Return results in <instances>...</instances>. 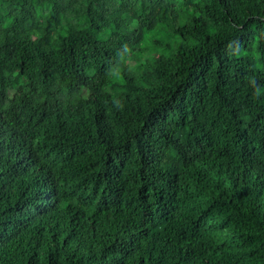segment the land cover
Wrapping results in <instances>:
<instances>
[{
	"label": "trees",
	"instance_id": "16d2710c",
	"mask_svg": "<svg viewBox=\"0 0 264 264\" xmlns=\"http://www.w3.org/2000/svg\"><path fill=\"white\" fill-rule=\"evenodd\" d=\"M0 264H264V0H0Z\"/></svg>",
	"mask_w": 264,
	"mask_h": 264
},
{
	"label": "bare ground",
	"instance_id": "6f19581e",
	"mask_svg": "<svg viewBox=\"0 0 264 264\" xmlns=\"http://www.w3.org/2000/svg\"><path fill=\"white\" fill-rule=\"evenodd\" d=\"M147 60V59H146ZM145 61V60H144ZM148 62H150L149 60H148ZM150 65V64H149ZM11 140V139H10ZM9 140V141H10ZM31 141H33V140H31ZM11 142V141H10ZM16 142V141H15ZM29 143V142H28ZM27 144V143H26ZM31 144V143H30ZM17 145V144H16ZM11 146V145H10ZM32 146V145H31ZM36 147V146H35ZM23 148V147H22ZM11 149V148H10ZM18 149H20V147L18 148ZM30 149V148H29ZM24 150V149H23ZM22 150V151H23ZM34 150V149H33ZM11 151V150H10ZM17 151V150H16ZM20 151V150H19ZM5 152L7 153V151L5 150ZM35 152V151H34ZM15 153V152H14ZM11 154V153H10ZM7 156V155H6ZM9 157V156H8ZM28 157V156H27ZM16 159V158H15Z\"/></svg>",
	"mask_w": 264,
	"mask_h": 264
},
{
	"label": "rangeland",
	"instance_id": "374dc122",
	"mask_svg": "<svg viewBox=\"0 0 264 264\" xmlns=\"http://www.w3.org/2000/svg\"><path fill=\"white\" fill-rule=\"evenodd\" d=\"M24 71H25V72H29V68H28V66L25 67Z\"/></svg>",
	"mask_w": 264,
	"mask_h": 264
}]
</instances>
